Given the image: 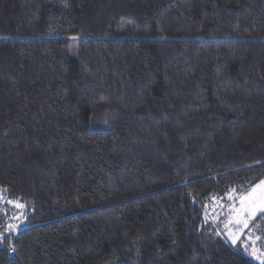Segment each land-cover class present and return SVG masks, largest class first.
I'll return each instance as SVG.
<instances>
[{
    "label": "trees",
    "instance_id": "trees-1",
    "mask_svg": "<svg viewBox=\"0 0 264 264\" xmlns=\"http://www.w3.org/2000/svg\"><path fill=\"white\" fill-rule=\"evenodd\" d=\"M261 180L264 0H0V264H257L205 204Z\"/></svg>",
    "mask_w": 264,
    "mask_h": 264
},
{
    "label": "rangeland",
    "instance_id": "rangeland-1",
    "mask_svg": "<svg viewBox=\"0 0 264 264\" xmlns=\"http://www.w3.org/2000/svg\"><path fill=\"white\" fill-rule=\"evenodd\" d=\"M251 188L252 187L230 191L225 195L216 196L211 199L205 204V222L207 226H211L214 230L216 237L221 238L232 247H238L249 259L257 264H261V260L256 259L250 254L253 247L256 248L258 252L264 251V241L258 235L257 230L252 227L253 221L261 212L258 211L255 218L249 221V227L247 229L241 230L234 223H228L229 221H234L236 218V213L233 209H239L241 207L240 196L247 193ZM0 193L2 192L0 191ZM229 196H231V199H229ZM3 197L4 201L0 202V209H3V211H0V233L14 235L27 227L29 213L25 204L21 201L14 202L23 204V209L15 208L12 204L6 203L12 200L6 199L4 195ZM16 217H18V219ZM244 218H247L246 214ZM9 224L15 226L11 231L7 230L6 227ZM225 224H228L227 228ZM239 231H242L246 235L240 236L236 243L233 244L232 239L234 234ZM257 237H259V239H256ZM2 240L3 239H0V241ZM245 244L248 245L247 249L244 247ZM262 260H264V257H262Z\"/></svg>",
    "mask_w": 264,
    "mask_h": 264
},
{
    "label": "snow or ice",
    "instance_id": "snow-or-ice-1",
    "mask_svg": "<svg viewBox=\"0 0 264 264\" xmlns=\"http://www.w3.org/2000/svg\"><path fill=\"white\" fill-rule=\"evenodd\" d=\"M229 199H231V196H229ZM4 201L3 194L0 193V202ZM6 203L12 204L15 208L23 209L24 205L18 202L14 201H7ZM240 205L241 207L239 209H233V211L236 213V218L234 221H229L228 223H234L239 229H247L249 227V221L255 218L256 213L259 211L261 213H264V180H261L258 184L254 185L247 193H244L240 196ZM0 211H3V209H0ZM247 215V218H244V215ZM18 219V217H16ZM7 230L11 231L15 226L14 225H7ZM225 227H228V224H225ZM246 235L242 231L237 232L234 234V237L232 239V243L235 244L237 239L240 238V236ZM4 238V234L0 233V239ZM250 239V237H249ZM256 239H259L257 237ZM244 247L247 249L248 245L245 244ZM253 257H255L258 260H261V264H264V260H262V257H264V251H257L256 248H252V251L250 253Z\"/></svg>",
    "mask_w": 264,
    "mask_h": 264
}]
</instances>
